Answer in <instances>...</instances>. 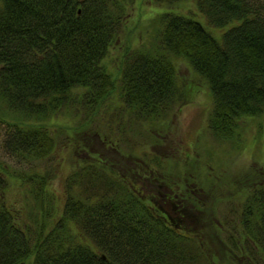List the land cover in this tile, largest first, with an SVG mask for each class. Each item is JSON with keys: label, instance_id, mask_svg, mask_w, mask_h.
Returning <instances> with one entry per match:
<instances>
[{"label": "trees", "instance_id": "1", "mask_svg": "<svg viewBox=\"0 0 264 264\" xmlns=\"http://www.w3.org/2000/svg\"><path fill=\"white\" fill-rule=\"evenodd\" d=\"M132 2L0 0L5 148L40 156L53 147L49 125L60 116L90 140V147L77 150L90 154L66 177L59 211L47 188L52 176L38 180L37 207L46 200L50 216L52 203L53 222L38 214L31 228L0 203V264H214L197 231L204 226L186 225L191 209L184 199L171 191L154 201L146 196L145 185L157 188L156 182H165L163 176L139 164L140 174L135 173L142 179L141 191L112 167L111 151H119L127 131L121 126L116 131L110 123L106 131L97 116L113 97L111 105L134 125L161 123L184 102L174 63L184 59L210 89L207 125L212 135L232 137L241 118L264 112V0H196L206 24L175 11L159 12L145 27L147 38L128 46L119 72L111 74L104 61L124 37ZM207 25L224 31L214 36ZM256 172L261 179L242 193L236 220L227 211L216 223L247 264H264V170L250 176ZM3 175L0 171V188L6 183Z\"/></svg>", "mask_w": 264, "mask_h": 264}, {"label": "rangeland", "instance_id": "2", "mask_svg": "<svg viewBox=\"0 0 264 264\" xmlns=\"http://www.w3.org/2000/svg\"><path fill=\"white\" fill-rule=\"evenodd\" d=\"M196 5V0H178L171 4H159L156 0H133L126 17L124 37L110 49L104 61L110 73L119 72L121 57L128 46L140 45L141 39L147 38L145 27L157 13L171 10L201 19L206 24ZM207 30L214 36H220L224 31L223 28L211 26ZM174 63L185 99L176 104L161 123L151 127L134 125L126 118V113H118L119 109L111 105L110 101L116 100L113 97L99 111L97 118L104 124V130L108 131L107 124L110 123L109 127L116 131L119 126L127 131L123 134L124 143L118 145L119 151H111L112 167L133 180L141 191L142 179L135 173L138 170L140 174L139 164L146 172L163 176L165 182L155 184L159 191L154 190L157 189L155 186L145 185L146 196H151L150 199L154 201L156 196L161 198V195L174 192L191 209L187 216V227L204 226L197 231L202 242H207L206 249L211 252L208 254L214 264H247L244 253L229 244L216 223H219L221 214H227V211L231 219L236 220V208L240 204L238 200L243 199L242 193L261 179L257 172L253 177L250 175L253 170H264V112L255 117L241 118L229 139L216 138L207 125L212 108L207 83L184 59H176ZM67 124L66 118H56L54 124L49 125L50 135L54 138L53 147L34 157L17 155L6 149L4 139L7 125L0 123V171L5 172L3 176L6 181L0 188V203L12 210L21 224L35 227L38 214L53 222L56 215L52 217V203L48 204L50 216L45 213L46 200L42 201L41 209L37 207L40 192L38 180L47 174L52 176L46 180L47 188L56 196L59 211L64 202L66 177L76 163L81 164L83 156L90 154L87 149L77 151L84 149L85 145L90 147L89 137L83 134V129L75 130ZM94 146L97 148L96 144ZM93 158L89 157V161ZM189 197L199 201V206H192ZM164 207L170 213L169 206ZM42 220H39L40 224ZM193 233L198 237L196 232ZM239 245L242 246L241 243Z\"/></svg>", "mask_w": 264, "mask_h": 264}]
</instances>
